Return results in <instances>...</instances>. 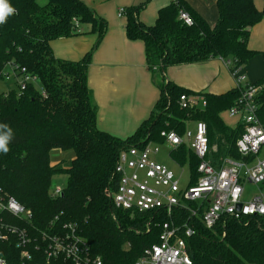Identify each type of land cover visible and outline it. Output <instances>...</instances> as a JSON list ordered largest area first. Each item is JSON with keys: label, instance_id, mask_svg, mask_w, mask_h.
Here are the masks:
<instances>
[{"label": "trees", "instance_id": "trees-1", "mask_svg": "<svg viewBox=\"0 0 264 264\" xmlns=\"http://www.w3.org/2000/svg\"><path fill=\"white\" fill-rule=\"evenodd\" d=\"M8 3L16 12L0 25V80L5 65L14 63L36 75L47 96L31 85L21 97L12 91L7 99H1L0 125H7L12 137L9 151L0 152V187L31 210L34 223L42 227L63 212V220L79 225L92 254L101 257L103 264H135L146 248L159 243L163 224H182L189 214L176 210L171 218L163 212L131 218L114 209L110 194L117 183L115 168L120 152L149 142L163 144V131L183 135L189 123L203 121L210 146L217 147L214 163L227 156L239 159L236 141L243 125L230 127L222 115L234 106L240 92L197 93L164 82L151 117L134 135L114 137L98 128L97 106L88 84L93 53L106 35V21L82 0H49L45 6L37 0ZM143 7L126 9V33L130 40L144 42L152 73L216 58L231 59L235 68H244L256 56L264 58V52L248 46L252 29L264 18V11L257 9L254 0H217L218 21L214 27L186 0H173L161 9L151 27L138 21ZM182 11L191 16L193 26L179 20ZM83 27L98 36L92 50L78 62L56 58L52 43L81 33ZM256 84L263 86L258 117L264 124V78ZM183 95L203 96L206 108L183 110L179 105ZM54 150L73 153L69 168L63 167L64 161L52 164ZM171 157L180 166H189L188 186L197 185L199 161L195 155L182 146L171 152ZM58 172L67 175V185L59 197L53 198V177ZM194 226L196 235L187 240L193 264H264V217L246 223L229 220L225 228L214 230L201 223ZM12 254V246L0 243L1 258L10 260Z\"/></svg>", "mask_w": 264, "mask_h": 264}, {"label": "built area", "instance_id": "built-area-1", "mask_svg": "<svg viewBox=\"0 0 264 264\" xmlns=\"http://www.w3.org/2000/svg\"><path fill=\"white\" fill-rule=\"evenodd\" d=\"M118 15L125 17L126 9H120ZM179 20L187 26L194 24L185 11L180 13ZM222 61L240 92L234 106L227 111L230 119L243 125V133L236 141L239 159L227 156L214 163L212 157L217 147L210 146L208 128L203 121L194 122V130L188 127L183 135L163 131V144L129 146L119 154L115 168L117 183L110 194L114 209L131 218L148 212H163L171 218L176 210L189 214L188 221L182 224L174 221L163 224L159 243L146 248L135 264H193L187 240L196 235L195 223L214 230L218 226L225 228L229 220L246 223L264 217V124L258 117V97L263 86L251 81L243 67L235 68L233 60ZM1 78L0 82L12 80L15 87L0 89V101L7 99L12 91L23 96L31 85L43 97L47 96L40 79L14 63L5 65ZM179 105L183 110L195 111L205 109L207 102L200 95H183ZM182 146L199 161V180L192 187L181 188L176 174L155 159L164 147L171 156V152ZM249 184L257 187L256 194L247 192ZM62 193L63 189L57 186L51 196L57 198ZM249 195L251 198L246 199ZM63 216V212L56 214L43 227L35 224L32 211L0 187V243L15 249L10 260L0 257V264H103L101 257L92 254L79 225L63 220Z\"/></svg>", "mask_w": 264, "mask_h": 264}, {"label": "crops", "instance_id": "crops-1", "mask_svg": "<svg viewBox=\"0 0 264 264\" xmlns=\"http://www.w3.org/2000/svg\"><path fill=\"white\" fill-rule=\"evenodd\" d=\"M82 1L108 25L105 37L93 53L88 71V84L97 106V125L101 131L120 139L134 135L151 117L164 82L193 92L216 95L235 89L234 78L220 58L198 64L171 66L164 73L150 71L144 42L127 37L126 16L119 17L118 12L120 9L144 6L138 13V21L151 27L155 25L159 11L173 0ZM186 1L211 27L216 25L217 0ZM254 2L258 10L264 11V0ZM97 39V34L83 27L82 32L73 37L54 41L52 50L58 59L78 62L92 50ZM248 46L250 50L264 52V18L252 29ZM243 71L253 82L263 79L264 58L256 56Z\"/></svg>", "mask_w": 264, "mask_h": 264}, {"label": "rangeland", "instance_id": "rangeland-1", "mask_svg": "<svg viewBox=\"0 0 264 264\" xmlns=\"http://www.w3.org/2000/svg\"><path fill=\"white\" fill-rule=\"evenodd\" d=\"M49 3V0H39L40 6H45ZM161 74V73H159ZM161 77V76H160ZM8 83V84H7ZM9 86L15 87L13 81L9 82H0V89L6 90ZM223 120L229 125V126H236V120H231L227 113L222 115ZM194 123L191 122L189 125V128L191 130H194ZM170 150L167 147L162 148L161 152L156 155L155 159L164 165L168 166L179 178L180 181V187L185 188L187 187L190 179V169L188 165L185 166H180L177 164L172 157L170 156ZM52 164H56L57 161H64L63 167L69 168L71 166V160L73 158V153L72 152H65V151H59V150H54L52 152ZM67 175L65 173L58 172L54 177H53V184L51 188V192L55 190L57 186H60L62 189H64L67 185ZM246 190L249 192V194H256L257 193V187L254 185H246ZM251 198V195L246 197V199Z\"/></svg>", "mask_w": 264, "mask_h": 264}, {"label": "clouds", "instance_id": "clouds-1", "mask_svg": "<svg viewBox=\"0 0 264 264\" xmlns=\"http://www.w3.org/2000/svg\"><path fill=\"white\" fill-rule=\"evenodd\" d=\"M16 9L12 7L8 0H0V25L4 24L7 18L14 14ZM0 152L7 153L9 151L8 143L12 137V131L7 125H0Z\"/></svg>", "mask_w": 264, "mask_h": 264}]
</instances>
